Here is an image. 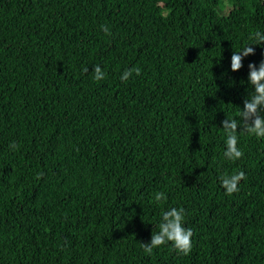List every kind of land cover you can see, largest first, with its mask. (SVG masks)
Listing matches in <instances>:
<instances>
[{
	"label": "trees",
	"instance_id": "obj_1",
	"mask_svg": "<svg viewBox=\"0 0 264 264\" xmlns=\"http://www.w3.org/2000/svg\"><path fill=\"white\" fill-rule=\"evenodd\" d=\"M257 30L264 0H0V264H264V138L229 161L222 123L254 91L264 45L231 57ZM173 207L191 252L146 254Z\"/></svg>",
	"mask_w": 264,
	"mask_h": 264
},
{
	"label": "clouds",
	"instance_id": "obj_2",
	"mask_svg": "<svg viewBox=\"0 0 264 264\" xmlns=\"http://www.w3.org/2000/svg\"><path fill=\"white\" fill-rule=\"evenodd\" d=\"M101 30L106 35H111L107 26H101ZM254 43L246 45L239 52H233L231 57V70L239 72L243 68V60L246 57L255 55L254 47L264 45V33L254 31L250 37ZM248 81L254 88L250 97L244 101L243 109H240L239 120L225 119L223 123V131L226 133L224 157L229 161H236L243 157L244 153L238 148L239 135L249 134L258 139L264 138V61L259 65V68L254 63H250ZM85 73L89 71L84 68ZM137 76L141 74L139 67L127 69L123 72L120 79L122 82H127L132 74ZM106 73L99 65L94 67L93 79L97 82L105 79ZM242 129V131H238ZM10 149L18 150V145L15 142L9 145ZM246 174L243 171L232 174L231 176L223 175L220 177L221 186L226 190V194L231 196L239 191L238 185L241 181L246 180ZM166 195L163 192L155 194L157 203L166 200ZM183 208H171L162 212V221L158 225V231H154L150 243L143 244L142 247L146 254L151 255L155 248H158L167 243H171L175 250L181 254L188 255L192 248L193 232L190 228L184 226Z\"/></svg>",
	"mask_w": 264,
	"mask_h": 264
}]
</instances>
